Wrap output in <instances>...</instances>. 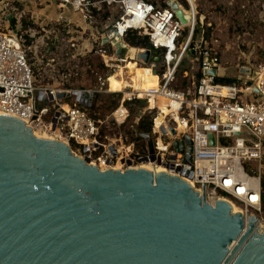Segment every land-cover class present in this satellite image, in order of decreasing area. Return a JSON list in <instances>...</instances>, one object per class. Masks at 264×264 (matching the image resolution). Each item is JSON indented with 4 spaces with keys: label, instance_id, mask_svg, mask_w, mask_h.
<instances>
[{
    "label": "water",
    "instance_id": "obj_1",
    "mask_svg": "<svg viewBox=\"0 0 264 264\" xmlns=\"http://www.w3.org/2000/svg\"><path fill=\"white\" fill-rule=\"evenodd\" d=\"M167 5L185 27L189 12L174 1ZM101 42L115 57L154 64L153 74L163 66L155 50L113 36ZM64 96L90 108L94 93L56 98ZM140 138L154 162L152 140ZM209 141L213 145L212 136ZM190 145L187 137L173 143L180 152L185 148L189 164ZM109 152L115 155L112 147ZM255 222L249 218L245 228L226 202L212 206L174 176L100 171L65 143L39 139L21 121L0 115V264H264V232L255 231Z\"/></svg>",
    "mask_w": 264,
    "mask_h": 264
},
{
    "label": "built area",
    "instance_id": "obj_2",
    "mask_svg": "<svg viewBox=\"0 0 264 264\" xmlns=\"http://www.w3.org/2000/svg\"><path fill=\"white\" fill-rule=\"evenodd\" d=\"M54 1L67 3L88 26L94 21L92 10L98 11L103 5L119 7L120 12L110 25L112 33L106 37L119 38L123 43L129 33L146 37L154 50L163 55V66L153 74L154 64L143 67L122 56H108L106 47L112 48L102 44L104 37L101 36L93 52L111 71L109 75L119 65L130 61L139 68L149 69L158 78V85L142 93L134 89L116 92L121 99L107 121L90 117L88 108L79 105L74 97L65 110L58 101L70 96H56L71 91L37 83L27 51L22 46V37L0 32V113L21 121L31 130L53 136L68 145L74 156L86 159L100 171H115L117 165L120 166L117 171L121 172L134 170L141 163L158 165L174 177L191 183V188L203 196L206 203L224 201L235 205L241 212L245 228L248 219L254 218L255 231L264 232V179L260 169L254 167L264 155V64L252 74L242 67L240 83L218 84L216 79L224 78L223 74L218 75V40L206 41L203 20L192 8L185 26L187 34L180 41L183 26L168 5L157 8L145 0ZM197 28L199 33L194 39ZM190 44L194 45V55L189 54ZM187 55L198 63L196 73L199 76L195 79L194 75L189 90H175L171 85ZM212 70L215 75L209 74ZM109 75L104 80L105 86ZM105 93L114 92L107 88ZM137 100L145 104L144 110L151 117L148 136L152 137L154 162L149 161L147 147L141 152H122L121 138L111 140L102 131L103 125L107 127L110 122L116 126L123 124L128 117L125 103ZM158 101L165 103L163 108ZM159 118L162 120L157 122ZM170 129L175 136L170 135ZM209 136L213 138V145H210ZM186 137L191 144V164L183 161L185 148L180 152L173 147L174 142ZM109 147L115 150L114 156Z\"/></svg>",
    "mask_w": 264,
    "mask_h": 264
},
{
    "label": "rangeland",
    "instance_id": "obj_3",
    "mask_svg": "<svg viewBox=\"0 0 264 264\" xmlns=\"http://www.w3.org/2000/svg\"><path fill=\"white\" fill-rule=\"evenodd\" d=\"M145 1L153 3L157 8H164L173 1L184 12H189L192 8L198 18L203 20L204 32L207 33L208 39L218 40L220 63L218 75L223 74L225 77L223 79L240 83L242 67L249 69L252 74L264 64V0ZM52 4H54V10L50 9L48 12L45 8ZM110 9V16L104 21L106 10L102 7L101 12L94 16L91 26L87 28L80 16L74 14L70 7L66 8L61 3L55 4L53 0H0V32L22 37V46L27 51L28 62L37 83L48 87L65 88L69 91L101 92L104 91L102 89L105 87L103 85L106 75H109L111 71L106 67L105 70L98 68L101 59L93 51L99 46L97 39L100 36L101 38L107 36V27H110L120 12L119 7ZM61 11L71 22L67 26L56 24L54 19L49 24H39L48 20L49 17L54 18ZM47 12L46 19L44 14ZM185 30L186 27L181 28L180 41L185 37ZM84 40L89 41L87 48L90 50L78 53L77 48ZM190 48L193 49L194 45L190 44ZM111 54L114 56L112 49L107 55L111 56ZM196 68L194 58L187 55L182 60L171 87L179 91L189 90L194 81ZM128 74L127 71L126 75ZM105 95L101 96L109 101ZM72 100L73 97L70 96L69 99L58 102L61 106H69ZM96 103L98 106L103 105L100 99ZM144 109L145 107L141 110L135 107L130 113L128 110L126 121L119 126L112 122L107 127L104 124L102 127L104 134L111 140L121 138V144L125 150L133 151V153L143 150L146 147V141L142 138L138 140L134 134L130 135V133L134 130L132 127L136 122L135 119L147 115ZM112 112L100 109L89 115L94 119L107 121ZM126 132L129 134L127 135ZM36 133L40 134L39 131ZM128 151L123 149L122 152L128 153ZM254 167L260 169L264 179V155L260 163L255 164Z\"/></svg>",
    "mask_w": 264,
    "mask_h": 264
},
{
    "label": "trees",
    "instance_id": "obj_4",
    "mask_svg": "<svg viewBox=\"0 0 264 264\" xmlns=\"http://www.w3.org/2000/svg\"><path fill=\"white\" fill-rule=\"evenodd\" d=\"M92 1H95V0H92ZM102 7L103 8L105 7V10H106V13L104 15V21H105V19H107L110 16L109 15V11L111 10L110 9L111 7L109 8V7H106L105 5H103ZM112 7L113 8L114 7L117 8V6H115V5H113ZM101 10L102 9H100L98 11L97 10H92L93 16L98 15L101 12ZM111 33H112V31H111L110 27H107L106 35L109 37L111 35ZM198 33H199V29L197 28L195 30V33H194V39L196 38ZM204 38L206 39V41L209 40L206 32L204 33ZM124 42L127 45H129L130 47H133V48L149 49V50H152V51L154 50V48L150 45V43L148 42V39L146 37L137 36L136 33L127 34V36L124 38ZM106 50H107V53H110V48L109 47H106ZM196 64H197V68H196V71H197L198 63L196 62ZM98 68L102 69V70H105V66L103 65L101 60H100V63L98 64ZM137 69H138V67L130 72L129 80L132 81L131 82V86H133V88L137 87L136 89H140L139 84L140 83H144L147 80V78H149V73L147 72V70L146 71H138L137 72L136 71ZM198 76H199L198 73L195 72V79H197ZM153 81H154V83L156 85V83H158V78L155 76L153 78ZM116 82H117V80H116ZM216 82L218 84H221V85H230V84H235L236 83L235 80H229V79H223V78L216 79ZM103 86H105V85H103ZM104 88L102 90L105 91L106 90V86ZM116 88L118 90L119 89L120 90H124L126 88V80H125V82L123 81L120 85H117ZM104 91H101L103 93L97 92V91L94 93L92 105H91L90 108L86 109L88 114H90L91 112L100 110V109H104L105 111H114L118 107L119 101L121 99V95L118 94V93H109V94L105 95ZM101 95H105V97L108 98L109 101L104 100V97H102ZM99 99H100V101L103 102V105H101V106H98L97 103H96ZM132 106L134 108L137 107L139 110H141L142 108L145 107V104L143 102H141V101H138V100L134 101L132 103H125V107L129 110V113H130V111L133 112L134 108L131 109ZM135 120H136V122L134 123V125L132 127V129H134V130L131 131L130 135L134 134L136 139H138V140L141 139L140 135H149L150 131H151V128H152L151 117L149 115H146V116L142 115L139 118H136ZM126 133H127V135L129 134L128 132H126Z\"/></svg>",
    "mask_w": 264,
    "mask_h": 264
},
{
    "label": "bare ground",
    "instance_id": "obj_5",
    "mask_svg": "<svg viewBox=\"0 0 264 264\" xmlns=\"http://www.w3.org/2000/svg\"><path fill=\"white\" fill-rule=\"evenodd\" d=\"M33 2V1H32ZM44 13V12H43ZM71 23V22H70ZM131 52V54H134V51L133 50H131L130 51ZM129 68V69H128ZM137 68V66L134 64V63H132V62H130V61H125L124 63H122L118 68H117V70L114 72V73H111L109 76H108V78H107V88H108V90L110 91V92H114V93H116V92H121V91H123V90H118L117 88H116V86L117 85H120L123 81L125 82V80H126V88L125 89H134V90H136L137 92H146V91H148V90H150V89H155L156 87H157V85H158V83H156V85H155V83H154V81H153V78L155 77L152 73H151V71L149 70V69H147V68H145V69H142V68H139L138 67V69L136 70L137 72L138 71H146L147 70V72L149 73V78H147V80L144 82V83H140L139 84V87H140V89H136V88H133V86H131V80H129V75H130V72L132 71V70H134V69H136ZM129 72V74L128 75H126V72ZM125 75H126V77H125ZM116 80H117V82H116ZM164 104L165 103H163V101H158V105L161 107V108H163V106H164ZM65 110L67 109L65 106L63 107ZM0 115H2L1 113H0ZM162 120V118H159L158 120H157V122H160ZM34 131H36V130H33L32 129V132H33V135L35 136V137H37V138H39V139H43V140H47V141H58L57 139H55L53 136H50V135H48V134H44V133H41L40 132V134H37L36 132H34ZM63 143V142H62ZM121 150L122 149H124V151H128V150H125V148L122 146V144H121V148H120ZM154 164H149V163H141V164H139L136 168H134V170H138V169H142V170H145V171H148V172H151V173H153L154 175L155 174H159V173H163V174H166V175H170V176H173V175H171V174H169V173H167L166 171H164V169L162 168V167H160V166H158V165H154ZM114 169H115V171H117L118 169H120V166L119 165H117L116 167H114ZM188 183V182H187ZM189 185H190V187H192V184L191 183H188ZM224 202V201H223ZM230 207H231V213H232V215H236V214H241V212L239 211V209L235 206V205H233V204H231V203H228V202H226ZM213 204H214V202H211V205L213 206Z\"/></svg>",
    "mask_w": 264,
    "mask_h": 264
},
{
    "label": "crops",
    "instance_id": "obj_6",
    "mask_svg": "<svg viewBox=\"0 0 264 264\" xmlns=\"http://www.w3.org/2000/svg\"><path fill=\"white\" fill-rule=\"evenodd\" d=\"M45 1H47V0H45ZM49 1V0H48ZM54 1V0H53ZM54 3L55 4H57V3H59V2H57V1H54ZM61 4H63L66 8H68V7H70L67 3H61ZM68 6V7H67ZM45 9H47L48 10V12H49V10L50 9H52V10H54V4H52V5H50V6H47ZM44 9V10H45ZM72 10V9H71ZM48 12H47V14H44V16L46 17V19H47V15H48ZM73 12V11H72ZM74 13V12H73ZM74 14H76V13H74ZM49 17V16H48ZM66 16L64 15V14H62V11H61V13L59 14V13H57L56 15H55V17L53 18H51V17H49L48 18V20H45V22H43V23H40L39 22V24L40 25H42V24H49L50 22H51V20L52 19H54V22L56 23V24H58V25H63V26H67V24H69V22L70 21H68L66 18H65ZM83 21V20H82ZM84 22V21H83ZM84 24L87 26V28H88V25L84 22ZM87 42V43H86ZM90 43H89V41L88 40H84V41H82V44H81V46L80 47H78L77 48V51H78V53H82V52H84L85 50H90V48L88 49L87 48V45H89ZM108 44H106V46H107ZM91 46V45H90Z\"/></svg>",
    "mask_w": 264,
    "mask_h": 264
}]
</instances>
